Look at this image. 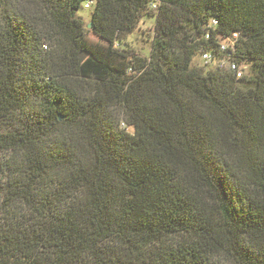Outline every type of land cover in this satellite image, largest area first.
<instances>
[{
  "label": "trees",
  "instance_id": "16d2710c",
  "mask_svg": "<svg viewBox=\"0 0 264 264\" xmlns=\"http://www.w3.org/2000/svg\"><path fill=\"white\" fill-rule=\"evenodd\" d=\"M0 128V264H264V0H0Z\"/></svg>",
  "mask_w": 264,
  "mask_h": 264
},
{
  "label": "rangeland",
  "instance_id": "374dc122",
  "mask_svg": "<svg viewBox=\"0 0 264 264\" xmlns=\"http://www.w3.org/2000/svg\"><path fill=\"white\" fill-rule=\"evenodd\" d=\"M93 11H94L93 7L89 9L85 8L77 14V17L84 22L88 40L93 43H98L99 38L94 35L92 28L88 27L92 22ZM154 25H155V19L144 18V20L141 22L139 28L135 31V33L127 38V42L131 45L136 55L140 57H144V58L149 57L150 55L149 35L152 34ZM195 61L197 64L202 65L201 57H197ZM215 68H216V64L214 63L206 66L207 70H212ZM2 130L3 129L0 128V131ZM130 132H133V129H130ZM3 156L4 155L0 153V200L2 199V196H3L2 189L5 183V173L2 169V164L4 161ZM0 222H1V215H0Z\"/></svg>",
  "mask_w": 264,
  "mask_h": 264
},
{
  "label": "built area",
  "instance_id": "2783aa9c",
  "mask_svg": "<svg viewBox=\"0 0 264 264\" xmlns=\"http://www.w3.org/2000/svg\"><path fill=\"white\" fill-rule=\"evenodd\" d=\"M90 6V4L86 5V8L89 9L91 8ZM153 7L156 8V5H154ZM209 37L210 34H207L206 38L208 39ZM236 39L237 35H234V37L223 41L221 44L222 52H228L229 55H225L226 57L218 58L211 53H206L201 56L202 62L207 65L214 63L220 68H228L237 79H242L247 74L248 67L246 65H239L238 63L231 61L230 59L233 51L235 50Z\"/></svg>",
  "mask_w": 264,
  "mask_h": 264
},
{
  "label": "water",
  "instance_id": "95a60500",
  "mask_svg": "<svg viewBox=\"0 0 264 264\" xmlns=\"http://www.w3.org/2000/svg\"><path fill=\"white\" fill-rule=\"evenodd\" d=\"M88 27L93 28V23L91 22V24ZM86 58H87V54H82V60L84 61Z\"/></svg>",
  "mask_w": 264,
  "mask_h": 264
}]
</instances>
